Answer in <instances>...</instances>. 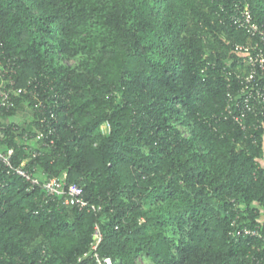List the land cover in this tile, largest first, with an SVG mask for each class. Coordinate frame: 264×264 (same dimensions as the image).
<instances>
[{
	"label": "trees",
	"instance_id": "1",
	"mask_svg": "<svg viewBox=\"0 0 264 264\" xmlns=\"http://www.w3.org/2000/svg\"><path fill=\"white\" fill-rule=\"evenodd\" d=\"M247 1L264 24V0ZM231 13L232 0H0L3 83L26 89L0 115V149L42 178L66 172L90 204H45L2 173L0 264H77L96 225L115 264H264V127L254 138L233 118L258 117L236 93L249 34Z\"/></svg>",
	"mask_w": 264,
	"mask_h": 264
},
{
	"label": "built area",
	"instance_id": "2",
	"mask_svg": "<svg viewBox=\"0 0 264 264\" xmlns=\"http://www.w3.org/2000/svg\"><path fill=\"white\" fill-rule=\"evenodd\" d=\"M232 2L233 13H231V17L233 23L249 34V40L247 42L235 43L233 47V53L239 59L241 65L244 66L243 68L239 67L234 72L237 78V86L235 89L243 108L252 113H257L256 116L258 117L254 119L255 121L249 122L248 124L237 115H233V118L241 125L243 130H247L248 128L253 129L255 132H253L252 137L256 138V131L262 132V128L264 127V124H262L264 123L262 120L264 117V24L255 20L247 0H232ZM6 73H9V69L6 67L0 68V115H2L5 110L12 108L14 93L20 94L26 91L24 87H19L18 89L5 87L6 84L3 83L5 80L2 78L5 77ZM231 82L232 81L229 82V86H231ZM9 83L13 84V81L10 79ZM41 122L46 124L48 130L47 132L45 131L46 129L43 128L42 130H38L36 138L40 140L42 146L46 148L53 146L55 144V138L52 136L53 129L49 127L50 120L42 118ZM24 139L27 140V137ZM32 152L35 157L40 156L42 153L37 149ZM13 155L14 148H10L5 153L0 149V198L6 186L2 181V173L6 172L7 174L23 177L32 188L38 186L43 189L46 192L44 196L45 204L50 203V200L57 201V197L64 194L66 196L63 200H60L64 204L76 205L81 208L90 206L89 202L84 199L81 186L67 184L66 172L61 177H48L43 173L46 177L42 178L38 175L37 167H25L26 165L22 163L15 164L13 162ZM1 163L5 166L2 172ZM91 206L94 209L96 208L95 205L91 204ZM95 231L94 241L91 243L89 251L79 256L77 264L82 263L84 259H87L86 264H115L112 257L100 254L99 245L103 239V235L99 225H96ZM243 231L257 235V237L260 238L262 237L258 228L254 230L245 228ZM238 232L239 234L242 233L241 231Z\"/></svg>",
	"mask_w": 264,
	"mask_h": 264
},
{
	"label": "rangeland",
	"instance_id": "3",
	"mask_svg": "<svg viewBox=\"0 0 264 264\" xmlns=\"http://www.w3.org/2000/svg\"><path fill=\"white\" fill-rule=\"evenodd\" d=\"M28 113L24 112V114L21 115V119H27ZM106 127H102V131L106 132ZM137 264H153V262L147 257V256H140L137 258Z\"/></svg>",
	"mask_w": 264,
	"mask_h": 264
},
{
	"label": "crops",
	"instance_id": "4",
	"mask_svg": "<svg viewBox=\"0 0 264 264\" xmlns=\"http://www.w3.org/2000/svg\"><path fill=\"white\" fill-rule=\"evenodd\" d=\"M0 82H1V79H0Z\"/></svg>",
	"mask_w": 264,
	"mask_h": 264
}]
</instances>
